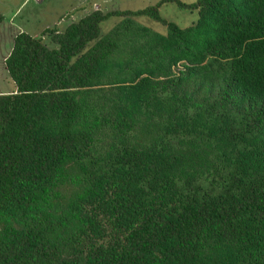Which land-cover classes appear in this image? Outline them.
<instances>
[{
	"label": "trees",
	"instance_id": "16d2710c",
	"mask_svg": "<svg viewBox=\"0 0 264 264\" xmlns=\"http://www.w3.org/2000/svg\"><path fill=\"white\" fill-rule=\"evenodd\" d=\"M44 35L5 59L0 264H264V0L97 9Z\"/></svg>",
	"mask_w": 264,
	"mask_h": 264
},
{
	"label": "rangeland",
	"instance_id": "374dc122",
	"mask_svg": "<svg viewBox=\"0 0 264 264\" xmlns=\"http://www.w3.org/2000/svg\"><path fill=\"white\" fill-rule=\"evenodd\" d=\"M161 0H90L88 10L100 9L104 12L112 10H137L149 5H154ZM185 3H194L197 0H182ZM75 0H0V8L10 18V23L0 26V93L15 90L5 63L6 57L13 48L14 37L27 27L26 31L44 36V42L50 47L56 46L52 43L49 35H44L46 28L56 27L64 30L72 22L84 17L83 9H73ZM162 15L169 21L177 23L182 28L192 25L198 19L197 11H188L179 8L175 3L168 2L160 8ZM63 13L60 17L57 15ZM120 18H111L106 21L102 28L105 34ZM138 20L162 33L167 31L165 26L159 25L148 17H140ZM28 32V33H29ZM33 35V34H32Z\"/></svg>",
	"mask_w": 264,
	"mask_h": 264
},
{
	"label": "crops",
	"instance_id": "0c3cea01",
	"mask_svg": "<svg viewBox=\"0 0 264 264\" xmlns=\"http://www.w3.org/2000/svg\"><path fill=\"white\" fill-rule=\"evenodd\" d=\"M39 1H41V0H39ZM89 2H90V0H75V2L73 3L74 5H73V9H83L84 10V12H85V15L84 16H86V15H88V14H90L91 12H93V9H90V10H88V6H89ZM0 12L3 14V16H4V20H3V22L0 24V26H2V25H5V23H10V20H12L11 18H10V20L8 21V17L5 15V12L3 11V9L2 8H0ZM63 13H59L57 16L58 17H60L61 15H62ZM27 27H20V31H19V33L20 32H29V31H26V30H28V29H26ZM30 34H33L34 36H36L37 34H35V33H31V32H29Z\"/></svg>",
	"mask_w": 264,
	"mask_h": 264
}]
</instances>
